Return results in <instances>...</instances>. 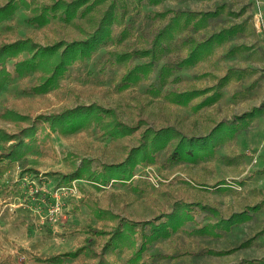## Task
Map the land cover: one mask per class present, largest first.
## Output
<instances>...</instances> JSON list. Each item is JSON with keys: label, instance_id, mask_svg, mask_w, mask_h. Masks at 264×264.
Returning a JSON list of instances; mask_svg holds the SVG:
<instances>
[{"label": "rangeland", "instance_id": "374dc122", "mask_svg": "<svg viewBox=\"0 0 264 264\" xmlns=\"http://www.w3.org/2000/svg\"><path fill=\"white\" fill-rule=\"evenodd\" d=\"M4 1L0 0V5ZM26 1L32 8L56 0ZM123 2L106 44L91 57L71 65L58 86L47 94L28 92L34 75L13 77L0 91V113L12 109L35 115L97 103L114 110L130 126L140 120L143 128L138 132L171 125L183 134L200 137L220 121L235 120L253 108L257 111L239 126L231 140L215 149L213 159L172 163L167 160L171 151L168 145L155 154L153 164L136 166L129 182L111 181L105 186L85 179L63 185L52 173L65 174L81 166L100 171L102 164L122 160L128 147L136 145V138L115 140L94 124L69 135L50 133L27 155L25 164L14 163L0 176V259L10 256V264H46L35 259L72 251L88 240L99 243V238L86 232L88 228H110L121 218L138 224L134 226L136 252L146 239L136 264L264 260V9L258 0H164L158 5L147 0L138 5L133 0ZM108 3L94 6L71 22L55 16L41 27L30 24L31 11L21 7L11 19L0 23V42L30 37L44 45L82 39L95 29ZM168 11L211 12L216 16L198 24H194L196 20L186 26L180 24L163 42L153 71L139 82H125V73L146 59L134 56L117 63L112 53L148 48L171 15L164 19L158 14ZM219 33L222 35L210 42L193 65L173 67L189 53L191 43ZM12 64L7 63L9 71ZM163 66L169 67V74L161 84L158 72ZM224 76L228 82L221 98L211 106L195 112L190 105L168 100L171 93L191 87L204 89ZM0 129L12 133L16 127L0 119ZM194 202L210 205L216 213L193 207V219L168 236L154 235L149 225H141L172 209L180 212L181 203ZM255 205L259 210L248 211ZM93 208L110 211L117 218L99 217ZM244 211H248L249 220L219 237L194 234L219 217ZM128 257L129 253L122 250L112 258L115 264H129ZM81 261L70 258L62 264Z\"/></svg>", "mask_w": 264, "mask_h": 264}, {"label": "trees", "instance_id": "16d2710c", "mask_svg": "<svg viewBox=\"0 0 264 264\" xmlns=\"http://www.w3.org/2000/svg\"><path fill=\"white\" fill-rule=\"evenodd\" d=\"M105 1L109 3L98 18L95 29L84 35L82 39L58 40L44 45L35 42L30 37L0 42V91L11 82L13 77L21 79L30 75L35 76V82L28 88V92L41 95L53 91L71 65L91 57L95 51L111 39V26L116 23L117 15L121 12L124 4L123 0H56L50 5L31 8L26 0H5L0 5V23L11 19L17 9L26 7L31 11L29 23L40 27L48 24L55 16L66 22H71L79 15L87 13L94 6H100ZM133 1L138 5L143 0ZM147 1L151 5H158L164 0ZM168 13L171 14L170 17L167 18L166 24L155 33L148 48L132 53H112V57L117 63L126 62L134 56L146 59L145 63L136 65L125 73L123 77L125 82H139L141 78H145L153 71L163 42L173 35L180 24L186 26L194 20H196L194 24H198L205 18L216 16V13L211 12L188 11H168L158 14V16L165 19ZM181 20H183L182 23ZM221 35L222 33L214 34L206 41L191 43L189 53L173 67L176 69L190 67L204 55L210 42ZM10 61L13 62L12 71L7 68V63ZM168 74L169 67L167 66H163L159 70L158 80L161 84L165 82ZM227 82L228 79L224 76L216 79L212 86L204 89L191 87L181 93H171L168 95V100L180 106L190 105L191 109L197 112L215 104L221 98L222 89ZM256 111L257 109L253 108L236 117L235 120L220 121L211 127L205 135L198 137L183 134L171 125L163 126L157 130L145 128L138 132L143 128L140 120L130 126L122 122L114 110L104 108L97 103L35 115L21 114L12 109H5L0 113V119L13 124L16 130L7 133L0 129V176L14 163L25 164L27 155L38 146L39 142L49 137L50 133L69 135L94 124L112 139L136 138V145L128 147L122 160L102 164L100 171L91 170L89 166H81L69 173L55 172L52 174L56 175L58 182L63 185H70L71 182L80 179L100 186H105L111 181L129 182L134 175L136 166L153 164L155 154L168 145H171V151L167 160L172 163H196L198 160L213 159L215 149L231 140L239 131V126L244 125ZM193 207L206 213H216L214 207L202 205L200 202L181 203L180 212L178 209H172L168 213L156 216V220L146 221L141 225H149L154 235L160 233L163 236H168L172 232H176L184 222L193 219L190 214ZM257 210H259V205L248 209L253 212ZM248 211L235 213L228 218L219 217L215 222L194 230V234L219 237L234 225L249 220ZM93 212L97 216L117 218L107 210L93 208ZM137 225L135 222L119 218L110 228H88L86 232L99 238V243L88 240L72 251L44 259L36 258L35 261L46 264H62L66 259L81 258V264H115L112 258L113 254L116 251L124 250L129 253L127 262L136 264L141 253L145 250L146 244L145 239L139 250L137 252L134 250L136 242L134 226ZM142 237L146 238L144 235ZM11 260L10 256H5L0 259V264H10ZM238 264H264V260H251Z\"/></svg>", "mask_w": 264, "mask_h": 264}, {"label": "crops", "instance_id": "0c3cea01", "mask_svg": "<svg viewBox=\"0 0 264 264\" xmlns=\"http://www.w3.org/2000/svg\"><path fill=\"white\" fill-rule=\"evenodd\" d=\"M258 3L260 4V7L264 9V0H258Z\"/></svg>", "mask_w": 264, "mask_h": 264}]
</instances>
